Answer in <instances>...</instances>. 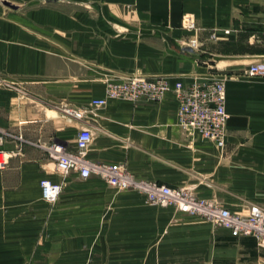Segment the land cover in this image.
<instances>
[{
	"label": "crops",
	"instance_id": "1",
	"mask_svg": "<svg viewBox=\"0 0 264 264\" xmlns=\"http://www.w3.org/2000/svg\"><path fill=\"white\" fill-rule=\"evenodd\" d=\"M262 61L264 0H0V131L19 151L0 169V264H264L254 237L96 174H64L50 156L90 127L94 162L191 185L232 211L264 206V76L244 73ZM131 75L166 76L172 87L225 78L223 149L178 123L173 91L92 104ZM43 178L64 186L54 203L42 198Z\"/></svg>",
	"mask_w": 264,
	"mask_h": 264
},
{
	"label": "built area",
	"instance_id": "2",
	"mask_svg": "<svg viewBox=\"0 0 264 264\" xmlns=\"http://www.w3.org/2000/svg\"><path fill=\"white\" fill-rule=\"evenodd\" d=\"M183 17L186 28L196 29V22L190 14ZM198 45L197 38L190 39L189 47L196 48ZM244 73L248 76H264V61L251 64ZM125 79L122 83L111 85L107 90V96L94 99L92 104L96 107L106 106L110 100L116 99L130 102H159L168 91H173L178 98V123L187 132H197L207 141L223 149L229 118L225 78L206 77L187 84L177 81L173 87L166 76L151 78L131 75ZM62 111L78 119L84 117L83 111L74 108L63 107ZM83 137L87 139H82ZM92 139V129L83 127L77 133L74 148L53 146L50 156L56 161L57 170L64 174L78 171L83 178L96 174L109 185L135 190L160 207H173L179 213L196 215L218 226L227 227L233 237L252 236L264 247V206L255 205L246 212L232 211L215 198L199 196L191 185L173 187L167 183L139 179L122 163L94 162L88 155ZM5 140L4 132L0 131V169L7 166L12 154L19 152L5 149ZM39 186L43 200L50 203L57 200L64 187L62 182L56 183L49 178H43ZM57 188L60 189L59 192L55 191Z\"/></svg>",
	"mask_w": 264,
	"mask_h": 264
},
{
	"label": "clouds",
	"instance_id": "3",
	"mask_svg": "<svg viewBox=\"0 0 264 264\" xmlns=\"http://www.w3.org/2000/svg\"><path fill=\"white\" fill-rule=\"evenodd\" d=\"M82 139H87V137H83ZM49 190L51 191V189H49ZM55 191H56V192H59V191H60V189H59V188H57Z\"/></svg>",
	"mask_w": 264,
	"mask_h": 264
}]
</instances>
